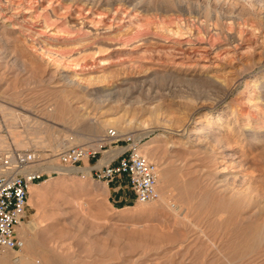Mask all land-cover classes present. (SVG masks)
Returning <instances> with one entry per match:
<instances>
[{
	"label": "rangeland",
	"instance_id": "374dc122",
	"mask_svg": "<svg viewBox=\"0 0 264 264\" xmlns=\"http://www.w3.org/2000/svg\"><path fill=\"white\" fill-rule=\"evenodd\" d=\"M2 3L0 150L35 149L55 167L29 193L23 220L50 264H264V105L245 103L255 119L241 114L250 83L264 79V0ZM56 24L58 34L48 36ZM79 25L98 43L81 49L79 64H63L72 75L83 69L91 87L126 80L115 101L64 84L59 64L48 61L65 43L79 45ZM60 95L71 107L67 119L45 117L44 105ZM9 109L27 119H10ZM199 126L220 130L211 150L191 139ZM109 128L143 138V153L158 166L156 200H136L124 177L108 184L91 175L123 144L101 140ZM86 143L96 156L80 171L57 170L60 150Z\"/></svg>",
	"mask_w": 264,
	"mask_h": 264
},
{
	"label": "built area",
	"instance_id": "2783aa9c",
	"mask_svg": "<svg viewBox=\"0 0 264 264\" xmlns=\"http://www.w3.org/2000/svg\"><path fill=\"white\" fill-rule=\"evenodd\" d=\"M101 140L123 144L119 153L111 157L108 163L89 168L93 178L109 184L127 176L136 200H156L159 197L158 166L143 153V138L137 133L109 128ZM94 156L96 151L88 143L71 145L58 152L57 165L80 171L78 168L84 158L89 160ZM47 165L35 149L20 150L10 146L0 150V251L23 248L24 240L18 227L25 218L30 187L47 175Z\"/></svg>",
	"mask_w": 264,
	"mask_h": 264
},
{
	"label": "bare ground",
	"instance_id": "6f19581e",
	"mask_svg": "<svg viewBox=\"0 0 264 264\" xmlns=\"http://www.w3.org/2000/svg\"><path fill=\"white\" fill-rule=\"evenodd\" d=\"M5 1V0H4ZM4 3H6V2H4ZM2 0H0V7H2ZM12 7V6H11ZM14 7V6H13ZM10 8V7H9ZM21 8V7H20ZM28 12V11H27ZM12 15V14H11ZM1 16L2 17H4L5 15L3 14H1ZM24 16V15H23ZM6 17V16H5ZM7 18H8V16H7ZM6 18V19H7ZM24 20H26L25 18H24ZM30 20V19H29ZM33 21V20H32ZM50 21H51V19H50ZM26 22V21H25ZM34 22V21H33ZM84 23V22H83ZM87 24V23H86ZM88 24H90V26H91V24H93L92 22L91 23H88ZM14 25V24H13ZM15 26V25H14ZM50 25H48L47 24V22L45 21L44 23H42V25H41V27H45V28H47V27H49ZM79 26H81V25H79ZM78 26V27H79ZM20 27H21V31H28V32H34V30L33 29H31V27H25V26H21L20 25ZM52 28H53V32H52V35H48V36H50V37H53V38H55L56 37V35H55V33H57L58 34V32H57V30H59V25L58 24H56V26L55 27H53L52 26ZM51 28V29H52ZM87 28V27H86ZM89 28V27H88ZM96 28V27H95ZM76 29H78V28H76ZM82 29V31H81V33L80 34H82V35H79V36H77V37H75L74 38V41L77 43V44H79V45H75V46H70L69 45V43H65L66 44V46H64V47H67V48H65V50L67 49V51H60V52H58V50L56 51L57 53H55V55L54 56H50L49 58V62H52L53 64H59L58 66L55 64V66H57V68L59 69L58 71H59V75H60V77L62 78V80L65 82L64 84H69V86L71 85V86H73V88H75L76 90H78V91H81V92H83V93H86V94H88L89 96L90 95H95V96H97L98 95V93L101 91V92H105V94H101V95H99V97H96L97 99L96 100H99V101H102V102H105V101H115V100H117V98L119 97V94L120 93H122V87H123V84H125V83H127V81L126 80H121V83H116V84H114V83H110V84H112V86L111 87H107V86H105V81H106V79H104V80H100V79H96L95 80V78H94V87H91V84H90V82L91 81H93V78H92V80L90 81L89 79H88V77L89 76H87V78L86 77H84V70L83 69H80L81 71H80V73L79 74H77V75H72V74H70L69 72L70 71H67V69H66V66H64V64L63 63H68V62H75L76 64H79L78 62H79V59L81 58V55H82V51H81V49L82 50H84L86 47H88V45L89 44H91V43H98V39H96V38H98V37H96L95 38V36L93 37V36H91L90 34H89V32L91 31V30H89V29H85L83 26H81L80 27V30ZM83 29H85V30H83ZM108 29V28H107ZM56 30V31H55ZM74 31V30H73ZM76 31V30H75ZM78 31V30H77ZM95 31V30H94ZM98 31V30H97ZM179 31V30H178ZM40 33H42L43 32V30H42V28H41V31H39ZM171 32V31H170ZM35 33V32H34ZM33 33V34H34ZM74 33V32H73ZM90 33H92V32H90ZM94 33V32H93ZM100 33H101V31H100ZM174 33V32H173ZM179 33V32H178ZM178 33L176 32V34H177V37L179 38V39H182V38H184V36L182 37V33H180V35L178 36ZM32 34V35H33ZM43 34H45V33H43ZM47 34V33H46ZM77 34V33H76ZM75 34V35H76ZM97 34H99V33H96V35ZM102 34V33H101ZM68 35H72V33L71 32H67V35L66 36H68ZM90 35V36H89ZM93 35V34H92ZM103 35V34H102ZM159 35H161L160 33H159ZM55 36V37H54ZM63 36H64V33H63ZM65 36V37H66ZM175 36V35H174ZM173 36V39H176L177 37H174ZM72 37V36H71ZM138 37V36H137ZM161 38H164L165 39V37L166 36H160ZM67 38V37H66ZM109 38H110V36H109ZM118 39H119V37H117ZM70 39H72V38H70ZM106 39V38H105ZM107 39H108V37H107ZM114 39V38H113ZM149 39V38H148ZM42 40V39H41ZM67 40V39H66ZM123 40V39H122ZM131 40V39H130ZM111 41V40H110ZM119 41H121V40H119ZM72 42V41H71ZM123 42V41H122ZM124 42H125V40H124ZM128 42V41H127ZM126 42V43H127ZM114 43V42H113ZM181 43V42H180ZM51 44V43H50ZM100 44V43H99ZM99 44H97L98 46H99ZM73 45V44H72ZM118 45V44H117ZM124 45V44H123ZM47 46V45H46ZM45 45L43 46V47H41V51L38 53L41 57L42 56H45V51H47V50H44V47H46ZM90 46V45H89ZM55 48V47H54ZM96 48V47H95ZM46 49V48H45ZM50 50V49H49ZM64 50V49H63ZM48 54V53H47ZM43 58V57H42ZM94 60V59H93ZM108 62V61H107ZM51 63V64H52ZM101 63V62H100ZM52 64V65H53ZM102 64H106V63H102ZM81 66V65H80ZM78 68V67H77ZM80 68V67H79ZM69 69V68H68ZM86 75H88V74H86ZM103 75V74H102ZM104 76V75H103ZM103 76H101V77H103ZM106 76V75H105ZM94 77V76H93ZM90 78V79H91ZM96 78H97V76H96ZM103 78H105V77H103ZM108 79V78H107ZM216 80V79H215ZM219 80V79H218ZM107 81H109V80H107ZM221 81V80H220ZM110 82H111V80H110ZM61 83H63L62 81H61ZM133 83V82H132ZM131 83V84H132ZM221 83H223V82H221ZM108 84H109V82H108ZM114 84V85H113ZM120 84V85H119ZM223 84H225V83H223ZM62 85V84H61ZM106 85H107V83H106ZM70 86V87H71ZM249 86H251L252 88H251V92L250 93H248V98L247 99H245L244 100V103H243V107H242V112H241V114L242 115H249V114H251V113H249V110L248 111H244L245 110V108L246 107H244V105H246L245 103H248L247 105H250V107L249 108H251V107H255V108H259V107H256L255 106V104L257 103V102H261L263 105H264V93L262 94V92L264 91V79L261 81V82H252V83H250V85ZM64 87V86H63ZM129 87V86H128ZM224 87V86H223ZM227 87V86H226ZM67 88H69V87H67ZM225 88V87H224ZM258 88H262L263 89V91L262 92H260L259 93V95H258V97L257 98H253L252 97V95L253 94H255V90H257ZM72 89V88H71ZM260 89H258V90H260ZM72 90H74V89H72ZM128 90V89H127ZM64 92V93H66V89H62V90H60V92ZM69 91H70V89H69ZM68 91V92H69ZM76 92V91H75ZM65 95V94H64ZM82 96V95H81ZM88 96V97H89ZM257 96V95H256ZM59 97H61L60 99H57V100H55V99H53L55 102L54 103H52L51 105H49L48 107L46 106L45 107V105H44V109H42V111H44V112H42L41 110V113H43L44 115L46 114L47 116H50V117H53V118H55V119H57V118H61V119H67V117H68V113L70 112V106H69V103H68V101H66L67 99H63L62 97H64L63 95L61 96H59ZM66 97H67V95H66ZM73 97H78V95H74ZM72 97V98H73ZM85 97V96H84ZM263 97V98H262ZM71 98V97H70ZM71 98V99H72ZM79 99L81 98L80 96L78 97ZM123 98V97H122ZM62 99V100H61ZM70 99V100H71ZM83 98H81V100H82ZM86 99H87V96H86ZM73 100V99H72ZM85 100V99H84ZM87 101H89V100H87ZM92 101V100H91ZM86 102V101H85ZM128 102H129V100H128ZM88 105H91V104H89L88 102H86ZM106 103V102H105ZM80 104H82V103H80ZM242 104V103H241ZM240 104V105H241ZM1 105V104H0ZM82 106V105H81ZM85 106V105H84ZM87 106V105H86ZM258 106V105H257ZM260 106V105H259ZM5 108V107H4ZM238 108V107H237ZM237 108H235L236 110H237ZM262 108H264V106L262 107ZM234 110V109H233ZM259 110V109H258ZM257 110V111H258ZM240 111H241V109H240ZM259 111H261V110H259ZM262 112H264V109H263V111ZM234 113V112H233ZM8 114L10 115V119H12V120H19V119H23V120H26L27 118H25V117H23L20 113H16V111L15 110H12V109H9V112H8ZM238 114V113H237ZM262 114H264V113H262ZM46 115H45V117H46ZM77 114H75V116H76ZM234 115V114H233ZM31 116V115H30ZM30 116H28V118L30 117ZM231 116V115H230ZM27 117V116H26ZM34 117V116H33ZM243 117V116H242ZM75 118V120H78V119H76L77 118V116L76 117H74ZM73 118V119H74ZM229 118V117H228ZM251 118H253V119H255L256 118V116H254V114H251ZM30 119V118H29ZM71 119V118H70ZM37 120V119H36ZM236 120H238V119H236ZM31 122H32V120H30ZM34 121V120H33ZM39 122V121H38ZM188 124V123H187ZM249 124H250V122H249ZM39 125H41V123L39 124ZM96 127H98L99 128V126H97L96 125ZM183 128V127H182ZM201 128V129H200ZM223 128V127H222ZM180 129V128H179ZM247 130H248V125H247V128H246ZM250 129V128H249ZM260 129H263V128H260ZM185 130H186V128H185ZM231 131V130H230ZM185 132V131H184ZM191 132H200L198 135H195L193 138H191V139H193L194 140V142L195 143H197V144H199V145H196V146H199V147H201V148H205V149H210L211 148V145L213 146L214 145V147H215V144L217 143H215V141L216 140H219L217 137H218V135H219V132H220V130H215V131H213V129L212 128H205L204 126H199V128L198 127H196V128H194V129H192V131ZM235 132V131H234ZM228 133V132H227ZM242 133V132H241ZM250 133V132H249ZM253 133V132H252ZM221 134V133H220ZM246 134V133H245ZM238 135V134H237ZM85 136V135H84ZM226 135H224V137H223V139L225 138L226 139V137H225ZM190 137H191V135H190ZM238 137V136H237ZM244 137V136H243ZM253 137V136H252ZM84 138V137H83ZM72 140H74V138L72 139ZM23 139L22 140H19V142L22 144L23 143ZM76 141V140H75ZM189 141H190V139H189ZM192 141V140H191ZM190 141V142H191ZM229 141V140H228ZM242 141V140H241ZM74 142V141H73ZM193 142V141H192ZM224 142V141H223ZM230 142V141H229ZM189 143V142H188ZM215 143V144H214ZM59 144H64V142H60ZM192 144H194V143H192ZM224 144V143H223ZM219 145V144H218ZM217 146V145H216ZM215 149V148H214ZM211 150V149H210ZM212 150H213V148H212ZM103 159V158H102ZM101 159V161H104V159L102 160ZM106 159V158H105ZM109 162V161H108ZM107 162V163H108ZM104 163H105V161H104ZM52 165V164H51ZM50 164H48L46 167H45V169H47V171L50 169V168H53L54 166H51ZM86 168H87V166H85ZM55 168V167H54ZM58 171H60L61 173H65V172H67V171H70V170H72V168H68V167H63V166H61L60 168H58L57 169ZM162 177H163V173H162ZM161 179V178H160ZM37 189H39L38 188V184L37 183H33L32 185H31V187H30V192L31 191H33V190H36V192H39L40 191V189H39V191L37 190ZM167 195V194H166ZM159 196H160V194H159ZM147 202V201H146ZM168 203V202H167ZM171 203V202H170ZM173 203V202H172ZM173 205V204H172ZM174 205H176L175 203H174ZM182 207V206H181ZM172 208V207H171ZM176 208V207H175ZM174 209V208H173ZM172 210V209H171ZM177 210H178V208H177ZM174 211V210H173ZM176 211V210H175ZM33 224V223H32ZM33 226V225H32ZM27 225H25L24 224V222H22L21 223V225L18 227V231H19V234H20V236L23 238V240H24V246H23V248L22 249H20V250H23V252L21 253V254H19V255H17L15 252V254L14 253H12L11 251H10V249H4V250H2V251H0V264H50L51 263V260H52V258H51V254H50V252L49 251H45L44 250V248L40 245V243H39V240L37 239V237L34 235L33 237H31V235H30V237H27ZM30 228V227H29ZM31 229V228H30ZM29 229V230H30Z\"/></svg>",
	"mask_w": 264,
	"mask_h": 264
},
{
	"label": "crops",
	"instance_id": "0c3cea01",
	"mask_svg": "<svg viewBox=\"0 0 264 264\" xmlns=\"http://www.w3.org/2000/svg\"><path fill=\"white\" fill-rule=\"evenodd\" d=\"M125 179H127V184L129 186V183H128V177L127 176H124ZM120 187V186H119Z\"/></svg>",
	"mask_w": 264,
	"mask_h": 264
}]
</instances>
